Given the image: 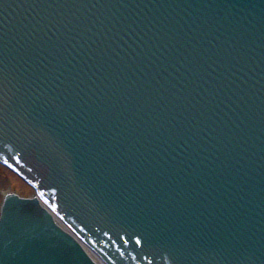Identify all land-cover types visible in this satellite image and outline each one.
Wrapping results in <instances>:
<instances>
[{"label":"water","instance_id":"water-1","mask_svg":"<svg viewBox=\"0 0 264 264\" xmlns=\"http://www.w3.org/2000/svg\"><path fill=\"white\" fill-rule=\"evenodd\" d=\"M0 161V264H264V0H0Z\"/></svg>","mask_w":264,"mask_h":264},{"label":"rangeland","instance_id":"rangeland-1","mask_svg":"<svg viewBox=\"0 0 264 264\" xmlns=\"http://www.w3.org/2000/svg\"><path fill=\"white\" fill-rule=\"evenodd\" d=\"M12 189L22 196H30L33 190L21 182L15 175L3 167H0V202L1 193L5 190Z\"/></svg>","mask_w":264,"mask_h":264},{"label":"snow or ice","instance_id":"snow-or-ice-1","mask_svg":"<svg viewBox=\"0 0 264 264\" xmlns=\"http://www.w3.org/2000/svg\"><path fill=\"white\" fill-rule=\"evenodd\" d=\"M137 243H141V240L139 237H137ZM145 259H147V257H145Z\"/></svg>","mask_w":264,"mask_h":264},{"label":"bare ground","instance_id":"bare-ground-1","mask_svg":"<svg viewBox=\"0 0 264 264\" xmlns=\"http://www.w3.org/2000/svg\"><path fill=\"white\" fill-rule=\"evenodd\" d=\"M96 262H97V260L94 258V257H92ZM98 263V262H97ZM99 264V263H98Z\"/></svg>","mask_w":264,"mask_h":264}]
</instances>
